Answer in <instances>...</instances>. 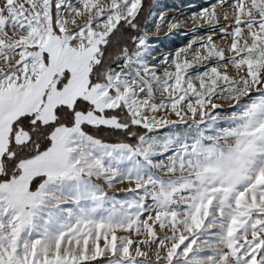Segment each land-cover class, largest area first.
I'll return each mask as SVG.
<instances>
[{
  "label": "snow or ice",
  "instance_id": "1",
  "mask_svg": "<svg viewBox=\"0 0 264 264\" xmlns=\"http://www.w3.org/2000/svg\"><path fill=\"white\" fill-rule=\"evenodd\" d=\"M0 264H264V0H0Z\"/></svg>",
  "mask_w": 264,
  "mask_h": 264
},
{
  "label": "rangeland",
  "instance_id": "2",
  "mask_svg": "<svg viewBox=\"0 0 264 264\" xmlns=\"http://www.w3.org/2000/svg\"><path fill=\"white\" fill-rule=\"evenodd\" d=\"M182 0H158L156 3L164 8L172 7L176 4L181 3ZM184 3H190L192 0H183ZM196 2H205V0H196ZM165 43H168V41H165ZM176 43H180V39L177 38Z\"/></svg>",
  "mask_w": 264,
  "mask_h": 264
},
{
  "label": "trees",
  "instance_id": "3",
  "mask_svg": "<svg viewBox=\"0 0 264 264\" xmlns=\"http://www.w3.org/2000/svg\"><path fill=\"white\" fill-rule=\"evenodd\" d=\"M158 0H156V2H157ZM146 2H147V0H146Z\"/></svg>",
  "mask_w": 264,
  "mask_h": 264
}]
</instances>
